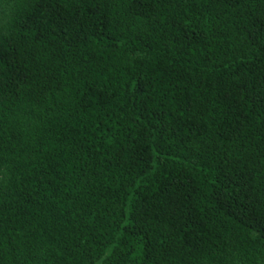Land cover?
Masks as SVG:
<instances>
[{
	"label": "trees",
	"instance_id": "obj_1",
	"mask_svg": "<svg viewBox=\"0 0 264 264\" xmlns=\"http://www.w3.org/2000/svg\"><path fill=\"white\" fill-rule=\"evenodd\" d=\"M264 0H0V264H264Z\"/></svg>",
	"mask_w": 264,
	"mask_h": 264
},
{
	"label": "snow or ice",
	"instance_id": "obj_2",
	"mask_svg": "<svg viewBox=\"0 0 264 264\" xmlns=\"http://www.w3.org/2000/svg\"><path fill=\"white\" fill-rule=\"evenodd\" d=\"M262 35H264V32H262Z\"/></svg>",
	"mask_w": 264,
	"mask_h": 264
}]
</instances>
